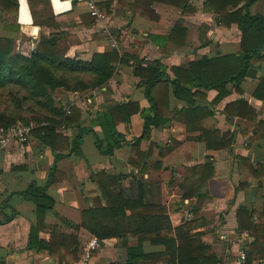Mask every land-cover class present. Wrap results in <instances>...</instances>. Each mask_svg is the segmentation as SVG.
<instances>
[{"label": "crops", "instance_id": "1", "mask_svg": "<svg viewBox=\"0 0 264 264\" xmlns=\"http://www.w3.org/2000/svg\"><path fill=\"white\" fill-rule=\"evenodd\" d=\"M89 1L50 0L48 6L59 25L56 29L35 25L28 0H18V12L0 13V39H11L14 45L21 42L24 45L21 54L30 56L26 51L31 42L41 35L47 37L64 31L69 36L70 57L115 51L108 36L99 31L91 17ZM92 1L108 16L107 26L117 38L119 56L126 54L162 63L170 82L157 85L153 98L168 123L153 129L150 139L140 146L132 147V139L142 134L144 126L142 116L134 115L129 124L121 123L117 127L126 143L113 156H104L96 147L103 133L93 122L105 106L139 102L143 110L151 108L144 95L145 87L134 74L135 68L118 63L115 76L101 89L80 94L56 91V101L74 104L81 112L80 127L92 131L83 136L81 156L72 154L56 160V155L68 154L79 136L80 128L74 125L58 129L50 144L39 132H34L27 144H13L0 154V264H78L84 244L96 238L85 227L91 225L90 220L83 224L84 213L108 205L94 180L101 172L113 177L126 176L125 185L132 199L141 196L143 185L145 202L165 208L174 229L188 223L185 217L189 208L200 206L199 218L205 224L194 229L193 234L201 236L203 243L221 259V264H232L238 251L233 242L246 249L253 242L247 234L237 231L238 208L260 212L264 205V169L259 170L258 178L249 171L250 165H264V138L251 145L249 141L254 136L256 123L239 118L232 120L224 114V109L232 102L245 99L264 121V102L252 96L264 72V60L251 62L257 73L255 78L247 77L242 84L243 96L231 86V95L215 104L218 91L204 89L195 82L191 87V94L195 95L192 108H204L212 115L201 111L185 115L183 112L190 104L183 98V91L179 93L182 97L176 95L172 84L177 80L174 70L205 57L240 53L238 26L233 25L229 30L221 27L215 15L204 11L205 0H187L188 13L158 0ZM250 12L253 16H264V0L253 5ZM179 23L183 29L172 36ZM202 130L234 133L231 149L208 150L201 139ZM237 157L244 158L248 164L239 163ZM208 163H213L215 176L203 182L200 170L192 173L188 182L191 197L186 199V169ZM53 170V183L47 188V194L55 203L53 209L45 212L40 232L43 241H58L51 255L30 246L31 230L38 225L37 207L19 194L32 185L46 187ZM11 196L14 197L9 200ZM225 235L228 240H222ZM73 241L76 245L72 246ZM138 244L139 237L131 234L101 241L94 261L96 264H135L129 260L128 248ZM142 246L147 255L165 251L163 246L148 240ZM75 249L76 253H71Z\"/></svg>", "mask_w": 264, "mask_h": 264}, {"label": "trees", "instance_id": "2", "mask_svg": "<svg viewBox=\"0 0 264 264\" xmlns=\"http://www.w3.org/2000/svg\"><path fill=\"white\" fill-rule=\"evenodd\" d=\"M50 0H28L35 25L53 27L58 29L52 11L49 8ZM66 1V0H64ZM157 1V0H156ZM174 7L190 11L187 0H158ZM260 0H205L204 11L217 17L218 23L225 29L237 25L241 33L238 54L203 58L190 63L185 68L174 70L177 80L172 82L176 95L185 94L190 104L185 115H193L198 111L212 115L211 111L192 108L195 95L191 94V87L195 82L199 87L207 90H216L219 95L216 103H221L231 95V86L236 93L244 95L241 88L247 79L253 60H264V16H253L250 8ZM19 9L18 0H0V13H16ZM94 20V19H93ZM179 23L173 30L172 36L182 30ZM16 29V27H13ZM64 31L59 34L43 36L36 41V51L30 56L18 54L11 39H0V132H5L16 125L37 123L43 125L35 132H39L47 144L56 131L67 126L80 128L79 136L73 142L72 149L67 155H56V160L66 158L72 154L82 155L80 146L83 136L90 133L91 129L80 127L81 112L75 105L62 104L55 99L58 90L72 94H80L89 90L101 89L107 85L117 72V65H128L130 60L140 62L135 56L122 54L116 51L103 54L68 56L69 39ZM89 57V58H88ZM134 74L141 79L145 87V98L151 108L143 110L139 102L128 104L114 103L106 105L102 113L98 114L93 126L100 127L102 138H98L96 147L104 156H113L120 149L126 139L118 132L121 123L129 124L134 115L140 114L144 121L142 134L132 139V147H138L143 141L150 139L152 130L164 127L168 120L162 118L159 104L153 98L154 89L163 82H170L166 76L162 63L158 60L148 62L147 66L134 67ZM187 96V97H186ZM253 98L264 102V72L258 78V84L252 94ZM71 106V114L67 115V107ZM257 109L245 99L232 102L224 109V114L232 120L245 119L256 123L257 127L250 138L252 145L257 140L264 138V121L258 118ZM202 141L208 150H230L233 144L234 133H222L217 130H202ZM239 163L248 164L241 157L236 158ZM264 165L249 166V171L259 177V170ZM200 170L204 176L203 182L215 176L213 163L204 166H195L186 169L185 198L191 197L188 191V182L192 173ZM46 187L40 188L32 185L21 197L32 201L37 207L38 225L31 230L30 246L54 255L58 241L46 242L40 238L43 230V218L47 210L54 207V200L47 194V188L53 183L52 176ZM207 175V177H206ZM126 176L113 177L103 172L94 176L103 197L108 205L101 209H92L84 213V225L89 219V226L85 227L99 241L123 237L128 234L139 237L137 247L128 248V257L135 264H221L210 246L203 243L200 235H194L193 230L205 223L199 218L200 206L188 211L194 215V220L184 226L174 229L165 208L159 204L146 203L143 197V185L140 187L141 196L132 199L128 195L125 185ZM122 182V185L119 183ZM242 187V186H241ZM11 196L10 199H12ZM9 200L5 203L7 207ZM127 211L131 213L128 214ZM237 231L247 234L252 244L247 249L249 259L260 257L264 259V205L260 212L240 207L236 212ZM94 219V220H92ZM172 234V235H171ZM174 234V235H173ZM56 240V239H55ZM163 246L165 251L158 254H145L143 242ZM63 246V243H60ZM76 245L73 241L72 246ZM56 250V249H55ZM76 249L71 253H76ZM60 259L64 260L61 253Z\"/></svg>", "mask_w": 264, "mask_h": 264}, {"label": "built area", "instance_id": "3", "mask_svg": "<svg viewBox=\"0 0 264 264\" xmlns=\"http://www.w3.org/2000/svg\"><path fill=\"white\" fill-rule=\"evenodd\" d=\"M88 8L91 17L94 19L96 25H98L100 28L99 31H101V33L108 36L109 41L111 42V47L115 51L119 52L120 50H119V44L117 42V38L111 34L107 26L108 16L106 12L102 10L100 7H98L92 0L88 2ZM37 45L38 43L36 41L31 42L28 45V51H26V53L28 55L34 54ZM23 46L24 45L21 42L15 44V50L18 54L24 53ZM147 63L148 61L146 59L140 60L139 63L134 60H130L129 66L133 68L136 66H141L145 68L147 66ZM70 105L72 106L74 104L70 103ZM70 105L66 109L67 115L71 114ZM42 126L43 125L37 123H30L28 125L19 124L9 128L5 132H0V154L8 150V148L13 144H18L20 146L27 144L30 141L33 133ZM194 218L195 217L193 213L188 211L185 217V221L191 222L194 220ZM1 222H2V218L0 216V223ZM222 240H228V236L226 235L223 236ZM233 244L237 245L238 251L234 257V261L232 264H264V260L249 259V256L247 254V249L243 245H240L235 241L233 242ZM100 247H101V241H99L97 238L90 239L87 243L84 244L82 248V252L78 264H96L94 261V253Z\"/></svg>", "mask_w": 264, "mask_h": 264}, {"label": "water", "instance_id": "4", "mask_svg": "<svg viewBox=\"0 0 264 264\" xmlns=\"http://www.w3.org/2000/svg\"><path fill=\"white\" fill-rule=\"evenodd\" d=\"M256 73L257 72L254 69H250L249 72H248V74H247V77H249V78H255ZM128 264H132V263H128Z\"/></svg>", "mask_w": 264, "mask_h": 264}, {"label": "rangeland", "instance_id": "5", "mask_svg": "<svg viewBox=\"0 0 264 264\" xmlns=\"http://www.w3.org/2000/svg\"><path fill=\"white\" fill-rule=\"evenodd\" d=\"M68 103H69V102H68ZM62 104H63V103H62ZM66 104H67V103H66ZM66 104H65V105H66ZM0 107H1V105H0ZM257 258H258V260H264V259H262V258H260V257H257Z\"/></svg>", "mask_w": 264, "mask_h": 264}]
</instances>
